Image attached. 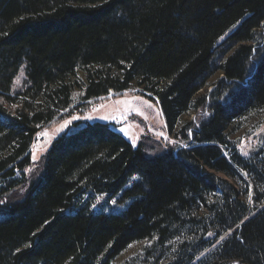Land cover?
Returning <instances> with one entry per match:
<instances>
[{
	"label": "trees",
	"instance_id": "obj_1",
	"mask_svg": "<svg viewBox=\"0 0 264 264\" xmlns=\"http://www.w3.org/2000/svg\"><path fill=\"white\" fill-rule=\"evenodd\" d=\"M131 90L183 145L149 155L85 122L3 203L27 184L43 129ZM253 122L264 124V0H0V264H264V134L248 154L235 140ZM118 195L122 211L92 206Z\"/></svg>",
	"mask_w": 264,
	"mask_h": 264
},
{
	"label": "rangeland",
	"instance_id": "obj_2",
	"mask_svg": "<svg viewBox=\"0 0 264 264\" xmlns=\"http://www.w3.org/2000/svg\"><path fill=\"white\" fill-rule=\"evenodd\" d=\"M24 78L22 69L15 80V90H18L23 85ZM214 80L215 78L212 81ZM145 101L148 103H145ZM207 114V107H204L198 113L190 116V118L197 125ZM73 117H76V119H73ZM66 120L71 121V123L65 127L64 121ZM85 122L110 123L113 129L122 134L133 146L142 143L149 155L160 153L167 149H175L184 144L180 138H176L167 132L158 104L141 94L140 91L131 90L121 94L109 93L104 97L84 104L75 103L35 137V141L31 146V163L24 170L27 184L10 192L8 197L3 200V203L7 205L21 199L28 185L40 176L42 157L53 140L61 133L74 130ZM121 128L125 129L127 134L121 132ZM262 134H264V124L260 125L259 122H253L247 125L235 136L238 150L243 154L250 153L258 144ZM33 154L36 156L35 160H33ZM29 169L31 171H28ZM119 198L120 195L112 199L97 197L94 209H102L105 212L122 211L125 203H120L118 201ZM113 200L115 204L112 203ZM134 249L135 247L131 250Z\"/></svg>",
	"mask_w": 264,
	"mask_h": 264
},
{
	"label": "snow or ice",
	"instance_id": "obj_3",
	"mask_svg": "<svg viewBox=\"0 0 264 264\" xmlns=\"http://www.w3.org/2000/svg\"><path fill=\"white\" fill-rule=\"evenodd\" d=\"M145 103H148L147 101H145ZM73 119H76V117H73ZM71 123V121H68V120H66V121H64V126L66 127L68 124H70ZM120 131L121 132H125V134H127L126 133V130L125 129H123V128H121L120 129ZM173 143H175L174 141H172ZM36 159V156H35V154H33V160H35ZM28 171H31V169H29ZM251 198V197H250ZM112 203L113 204H115V201L113 200L112 201ZM93 207H95L96 205L94 204V205H92ZM245 219H247V218H245ZM229 233H225V236H227ZM209 235H214V233H209ZM225 237L224 236H221L220 237V240H223ZM20 250L19 249H17V252H19ZM237 264H238V262H237Z\"/></svg>",
	"mask_w": 264,
	"mask_h": 264
}]
</instances>
